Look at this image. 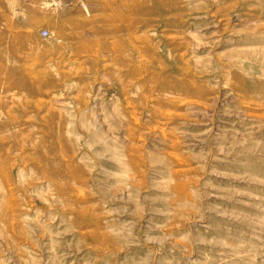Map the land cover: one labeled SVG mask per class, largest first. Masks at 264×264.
<instances>
[{
	"label": "rangeland",
	"instance_id": "obj_1",
	"mask_svg": "<svg viewBox=\"0 0 264 264\" xmlns=\"http://www.w3.org/2000/svg\"><path fill=\"white\" fill-rule=\"evenodd\" d=\"M0 264H264V0H0Z\"/></svg>",
	"mask_w": 264,
	"mask_h": 264
}]
</instances>
